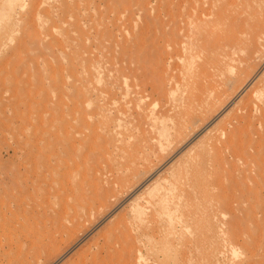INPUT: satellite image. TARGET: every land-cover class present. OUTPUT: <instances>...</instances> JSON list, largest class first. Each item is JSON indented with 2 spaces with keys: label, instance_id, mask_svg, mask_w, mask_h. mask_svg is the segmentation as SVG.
I'll return each instance as SVG.
<instances>
[{
  "label": "rangeland",
  "instance_id": "rangeland-1",
  "mask_svg": "<svg viewBox=\"0 0 264 264\" xmlns=\"http://www.w3.org/2000/svg\"><path fill=\"white\" fill-rule=\"evenodd\" d=\"M263 178L264 0H0V264H264Z\"/></svg>",
  "mask_w": 264,
  "mask_h": 264
},
{
  "label": "bare ground",
  "instance_id": "bare-ground-1",
  "mask_svg": "<svg viewBox=\"0 0 264 264\" xmlns=\"http://www.w3.org/2000/svg\"><path fill=\"white\" fill-rule=\"evenodd\" d=\"M213 7H209V9H211ZM204 9V8H202ZM206 9V8H205ZM199 12V11H198ZM202 12V11H201ZM206 15V17L204 19L200 18L201 22V27L202 30L198 31L195 35V39H199L201 36L203 35H207V36H212L216 38V42L212 45V47L206 49L208 50V53L206 55V57L204 56L203 58V62L199 63L200 67H203L204 70L207 72L208 78L213 77L214 74H216L218 71H221V69L223 68H227L228 65H230V63H228L229 60V55L237 52L240 48V44L242 43V41L240 42L239 40H237V36L235 34V31L233 30V28H228L222 32H217L215 33V31L213 32V30L210 28H208V24H206L207 19L211 18V16L214 17H219L221 16V11L220 9H216V10H209V11H204V13ZM198 19V18H197ZM206 21V22H205ZM208 23V22H207ZM254 29V28H253ZM221 33V34H220ZM258 36V35H257ZM252 41L253 38L255 37H251ZM195 39L193 42H191L189 44V48H191L190 46H196L197 43L195 42ZM241 40V39H240ZM255 40V39H254ZM256 42V41H255ZM243 44V43H242ZM241 44V45H242ZM197 47V46H196ZM245 47V46H243ZM246 48V47H245ZM243 48V49H245ZM248 48V47H247ZM202 49V48H201ZM249 50V49H248ZM251 51V48H250ZM255 51V50H254ZM204 52V51H203ZM206 53V52H205ZM252 53V51L250 52ZM249 54V53H248ZM243 58V57H242ZM246 58V57H245ZM241 60V59H240ZM244 60V59H242ZM207 61H211L213 62V64H207ZM250 65V64H249ZM196 169V168H195ZM198 169V168H197ZM193 171V170H192ZM264 180V178H263ZM262 184H264V182H261ZM262 184H257L258 186H260L261 188L263 187ZM259 188V187H258ZM259 188V189H261ZM255 192V191H254ZM259 192V191H258ZM86 206V205H85ZM63 208V207H62ZM64 210V208H63ZM61 212V211H60ZM61 214V213H60ZM63 218V216H62ZM60 221V220H59ZM76 222V221H75ZM73 223V222H72ZM61 224V223H60ZM58 226V225H57ZM64 228V227H62ZM67 228V227H66ZM69 228V227H68ZM71 229V228H70ZM61 230V229H60ZM59 230V231H60ZM63 230V229H62ZM58 231V232H59ZM62 232V231H61ZM60 233V232H59ZM51 239V238H50ZM56 239V238H55Z\"/></svg>",
  "mask_w": 264,
  "mask_h": 264
}]
</instances>
